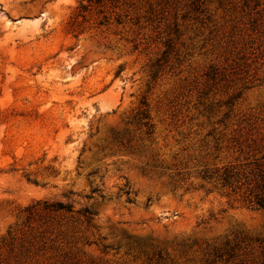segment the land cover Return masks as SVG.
Instances as JSON below:
<instances>
[{"label":"rangeland","instance_id":"374dc122","mask_svg":"<svg viewBox=\"0 0 264 264\" xmlns=\"http://www.w3.org/2000/svg\"><path fill=\"white\" fill-rule=\"evenodd\" d=\"M258 173L264 0H0V264H264Z\"/></svg>","mask_w":264,"mask_h":264},{"label":"trees","instance_id":"16d2710c","mask_svg":"<svg viewBox=\"0 0 264 264\" xmlns=\"http://www.w3.org/2000/svg\"><path fill=\"white\" fill-rule=\"evenodd\" d=\"M91 1L92 0H86L88 3ZM80 9H85V6L82 3L80 4ZM220 181L223 187H231L235 182L232 180V175L226 172L221 175ZM245 194L249 203H253L256 207L264 209V176L262 174H254V178L246 183ZM52 207L56 208L57 210L69 211L70 209L69 206L61 203L53 205ZM83 214L85 216L92 215V213L87 208L83 209Z\"/></svg>","mask_w":264,"mask_h":264}]
</instances>
